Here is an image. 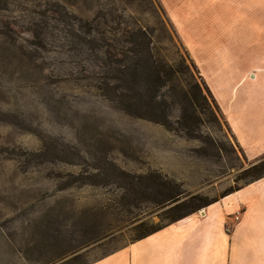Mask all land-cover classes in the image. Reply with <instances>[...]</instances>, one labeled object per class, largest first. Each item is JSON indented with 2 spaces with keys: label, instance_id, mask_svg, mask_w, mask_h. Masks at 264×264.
<instances>
[{
  "label": "rangeland",
  "instance_id": "rangeland-1",
  "mask_svg": "<svg viewBox=\"0 0 264 264\" xmlns=\"http://www.w3.org/2000/svg\"><path fill=\"white\" fill-rule=\"evenodd\" d=\"M54 2L111 39L150 34L168 124L130 116L91 86L92 64L64 39ZM0 32L15 40L0 34V264H89L173 223L175 205L214 203L253 180L255 161L196 65L213 62L197 45L193 61L159 0H14ZM238 64L254 66L246 52Z\"/></svg>",
  "mask_w": 264,
  "mask_h": 264
},
{
  "label": "crops",
  "instance_id": "crops-1",
  "mask_svg": "<svg viewBox=\"0 0 264 264\" xmlns=\"http://www.w3.org/2000/svg\"><path fill=\"white\" fill-rule=\"evenodd\" d=\"M159 2L193 61L200 53L213 62L196 65L237 144L250 161L261 158L264 0ZM244 52L254 63L245 70ZM89 264H264V177Z\"/></svg>",
  "mask_w": 264,
  "mask_h": 264
},
{
  "label": "trees",
  "instance_id": "trees-1",
  "mask_svg": "<svg viewBox=\"0 0 264 264\" xmlns=\"http://www.w3.org/2000/svg\"><path fill=\"white\" fill-rule=\"evenodd\" d=\"M13 1L0 0V12L9 11ZM53 5L58 9H52L49 12L58 15V18L54 17L53 20L62 26L60 28L64 39L73 45L75 55L81 58L80 61L85 60L92 64V70L85 69L89 72L87 78L91 86L94 89H101L105 99L115 108L130 116L168 124V108L159 100V93L166 86V81L162 76L161 68L153 58L150 34L143 28H138L133 31L126 30L121 39H111L107 36V31L95 25L94 22L84 21L69 14L59 3L54 2ZM42 15L48 19L46 14L42 13ZM0 34L7 37V42L15 43L13 36L9 33L0 32ZM96 34L100 35V38ZM43 40L46 41V36ZM112 41L117 42L116 45ZM198 95L204 100L207 99L200 88H198ZM185 97L192 104L193 99L187 94ZM213 100L216 102L214 98ZM246 171L254 176L251 182L263 178L264 155ZM156 187L160 189L163 185L158 183ZM180 198L181 193L170 194L166 200L158 202L157 205L164 207L167 203L178 202ZM211 204L213 203L206 202L199 196L181 202L170 208L171 211L181 212L173 222L192 215ZM144 225L142 223L138 228H143ZM156 231L148 230L137 240Z\"/></svg>",
  "mask_w": 264,
  "mask_h": 264
},
{
  "label": "built area",
  "instance_id": "built-area-1",
  "mask_svg": "<svg viewBox=\"0 0 264 264\" xmlns=\"http://www.w3.org/2000/svg\"><path fill=\"white\" fill-rule=\"evenodd\" d=\"M241 215H242V212H241V211L237 212V213L234 215V218H235V221H236V222L240 221ZM231 228H232L231 226L227 227L228 230H230Z\"/></svg>",
  "mask_w": 264,
  "mask_h": 264
}]
</instances>
